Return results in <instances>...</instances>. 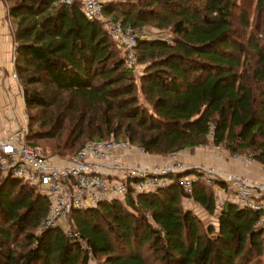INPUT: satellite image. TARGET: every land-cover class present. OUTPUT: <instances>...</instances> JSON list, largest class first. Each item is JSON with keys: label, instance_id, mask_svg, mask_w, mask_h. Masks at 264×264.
Masks as SVG:
<instances>
[{"label": "trees", "instance_id": "1", "mask_svg": "<svg viewBox=\"0 0 264 264\" xmlns=\"http://www.w3.org/2000/svg\"><path fill=\"white\" fill-rule=\"evenodd\" d=\"M6 2L23 105L27 110L53 104V123L65 129L50 145L55 154L69 157L89 140L121 135L147 153L166 156L212 138L229 153L249 154L264 165V0L103 3L104 13L123 24L159 29L154 38L138 39L137 63L145 64L138 76L106 25L86 18L79 0ZM42 83L54 96L30 86ZM62 94L66 103L58 100ZM74 99L80 101L79 115L65 121ZM88 99L98 118L84 105ZM31 137L27 133L24 140ZM180 175L169 174L167 186L151 192L71 209L66 217L87 250L61 225L36 231L49 209L44 194L0 172V264H90L89 252L98 264H264L259 214L229 199L218 207L213 186L200 177L188 196ZM184 198L215 214L216 223L205 225Z\"/></svg>", "mask_w": 264, "mask_h": 264}, {"label": "built area", "instance_id": "2", "mask_svg": "<svg viewBox=\"0 0 264 264\" xmlns=\"http://www.w3.org/2000/svg\"><path fill=\"white\" fill-rule=\"evenodd\" d=\"M71 4L75 0H59ZM81 10L89 20H100L123 49L128 68L137 66L136 46L138 39H151L147 31L126 25L119 19L106 15L102 0H80ZM7 14V4L4 3ZM168 40L166 36L163 37ZM14 45V42L12 46ZM14 46L12 50L13 60ZM11 78L17 82L14 69ZM22 98V97H21ZM23 102V99H22ZM26 126H20L0 137V172L10 173L22 181L34 185L44 194L49 204L41 219L40 227L54 228L71 209H86L103 201L123 199L127 193L151 192L167 186L169 174H181L179 184L186 195L193 192V181L199 177L207 184L217 187V180L233 184L234 190L227 199L240 207L250 208L258 215L256 225L264 231V181H252L243 176L220 171L204 164L187 165L175 158L153 165L122 162L126 155L148 153L127 139L104 138L89 140L69 158L53 160L41 149L24 140ZM245 162L249 156H240ZM195 170V172H188ZM88 250L78 230L67 232ZM94 257L89 252V262Z\"/></svg>", "mask_w": 264, "mask_h": 264}, {"label": "rangeland", "instance_id": "3", "mask_svg": "<svg viewBox=\"0 0 264 264\" xmlns=\"http://www.w3.org/2000/svg\"><path fill=\"white\" fill-rule=\"evenodd\" d=\"M3 3L6 2V0H2ZM80 1V0H79ZM104 3H107V2H110V1H113V0H102ZM7 4V2H6ZM253 8V5H251V9ZM250 9V10H251ZM252 11V10H251ZM250 11V12H251ZM250 16V19L249 21L251 22V24L253 23L254 24V15H253V12H251L249 14ZM11 20V29L13 27V20ZM235 21V26L237 28V33H238V37H240V39L243 41L244 40V37H242V35L244 34V31L241 30V25H240V21L238 19V17L236 19H234ZM260 24V22H259ZM261 25H259L258 27V31L261 29L260 28ZM139 29V28H137ZM141 29H143L144 31H147L149 36H156L157 33L159 32V29L154 26L153 24H146L144 27H142ZM262 29H264V27H262ZM250 30V29H249ZM162 34H166L167 33V29L165 30H162L161 31ZM260 40L262 43H264V38L260 37ZM137 52V50H136ZM145 64L143 63H138L137 66L134 68V73L138 76L140 74V72H142L143 68H144ZM16 78H17V82H16V86L14 85V92L12 93L14 96L17 95V92H19V94H21V90H22V82L20 80V78H18V76L16 75ZM31 87H34L36 88L37 90L43 92L44 94H51L52 96H54L55 92L51 89H46L44 87V83L42 84H32L30 85ZM61 97L58 98V100H64V103H66V99H65V94H62L60 95ZM21 97H22V94H21ZM79 99H74L73 102H71V106H70V109H68L65 113L66 115V118H65V121H67L68 119L70 120H73L75 119L78 115H79V112H80V101H78ZM59 102V101H58ZM23 104V102H22ZM84 105L87 107V109L89 110V112L91 114H93L96 118H98V109H97V106H95V103L94 101L88 99V100H85V103ZM55 110L56 108L53 106V104L51 106H48L46 109L44 108H36V107H31V108H28L26 110V108L24 107V105L22 106L21 110H20V115H18L16 112L15 114H17L15 117L17 118L18 120V124L15 126L16 128H19L20 126H26L27 130H26V133H31L32 137L29 139V142L33 143L35 146L39 147L41 149V152H43L44 155L46 156H49L51 157L53 160H59V159H67L69 158L68 156L66 155H59V154H55V152H52L51 150V147L50 145L53 144L54 142H56L60 136L61 137H64V134H65V129H61V123H57V126L56 124H54V116H55ZM28 114L30 116H35L34 120L30 122V124H27V117H28ZM32 117V118H33ZM23 119V120H22ZM11 123L14 121L13 120H9ZM63 124V123H62ZM65 126V125H64ZM53 128V137H48V136H45L47 135L46 134V131H50L51 129ZM32 129H34V131H32ZM45 133H44V132ZM118 138H122L121 135L118 136ZM123 139V138H122ZM87 139H84V138H81V141L85 143ZM82 142H79V144H81ZM79 144H77V146L72 150L74 151L75 149H77V147L79 146ZM136 145V144H135ZM71 151V152H72ZM222 154V156L225 158V157H228V158H233V159H238V157L240 156H248L249 157V154H243V153H229L227 150H225V148L220 145V144H215L212 142V138L209 139V142L203 146H198L196 148H187V149H183L182 151L178 152V153H174V154H169V155H166V156H161L159 154H155V153H148L147 155L143 156L146 158L147 161H154L156 162L155 164H161V163H164L166 162L167 159H170V158H175L176 160L184 163V164H187V165H199V164H204V165H207V166H210V167H216L215 166H212V165H208L209 163L207 161H204V159L201 157L205 156V155H209V154ZM73 154V153H71ZM71 154L69 156H71ZM183 156L185 157V159L183 158ZM195 162V163H193ZM150 164H153V163H150ZM148 162H147V165H150ZM218 168V167H216ZM220 171H223L220 166L218 168ZM214 191H215V194H216V199H217V206H221L222 205V202L226 199L225 198V195L220 193L219 192V189L213 187ZM183 204L192 209L193 212H195L197 214V216H199L201 218V220L203 221V223L205 225L207 224H215L216 223V215L215 214H209L203 207L197 205L196 203L193 202V200L191 199H188V198H184V202ZM218 208H216L215 211H217ZM44 216V215H43ZM42 216V217H43ZM42 217L40 218V220L38 221L39 223V226H37L35 228V230L37 231L40 227V222H41V219ZM63 227V229L68 232L69 230H72V225H71V222L70 220H68L67 217L63 218L61 223L59 224ZM151 257V255H150ZM90 264H98L97 260L94 259L93 262H91Z\"/></svg>", "mask_w": 264, "mask_h": 264}, {"label": "crops", "instance_id": "4", "mask_svg": "<svg viewBox=\"0 0 264 264\" xmlns=\"http://www.w3.org/2000/svg\"><path fill=\"white\" fill-rule=\"evenodd\" d=\"M13 37L11 30V20L8 14L4 11V3L0 0V137L6 136L10 131L14 130L18 124L17 114L20 115V110L23 106L21 94L17 92L14 96V85L16 81L11 78L10 73L13 70L12 50ZM15 112L17 114H15ZM16 116V117H15ZM14 121L11 123L9 120ZM23 120V119H22ZM185 159V157L183 156ZM207 161L209 164L220 168L223 172L233 173L243 176L252 181H264V165L256 163L254 160L245 162L242 158L233 159L223 157L222 154H209L202 156L201 159ZM140 163L147 165V162L155 164L154 161H147L145 157L134 154L126 155L122 162L125 163ZM195 163V162H193ZM150 164V165H153ZM226 187H221L219 184L216 188L219 192L225 195L227 199L232 194L234 187L229 182Z\"/></svg>", "mask_w": 264, "mask_h": 264}]
</instances>
